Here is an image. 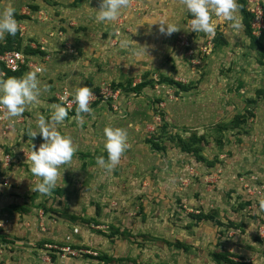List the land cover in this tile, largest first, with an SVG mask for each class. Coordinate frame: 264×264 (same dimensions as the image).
<instances>
[{
	"label": "rangeland",
	"instance_id": "374dc122",
	"mask_svg": "<svg viewBox=\"0 0 264 264\" xmlns=\"http://www.w3.org/2000/svg\"><path fill=\"white\" fill-rule=\"evenodd\" d=\"M261 3L264 10L262 0ZM141 6L140 0H130L129 7L110 24L97 23L94 19L99 0H18L14 8L15 16L26 20V24L23 20L25 32L19 34L21 50L35 55L39 48L53 57L54 66L49 64V59L39 73L52 67L56 73L55 86L64 82L75 86L80 82L91 90L106 86L120 88L114 101L111 98L101 103L117 112L119 119L128 117L123 125L128 128V138L135 136L128 141L133 146L138 145L134 151L146 147V151L156 153L153 164L161 165L162 170L171 154L183 156L184 171L175 185L167 184L169 187L165 189L164 182L171 176L155 172L164 193L172 198L171 203L165 204L161 214L154 210L145 214L144 202L136 201L125 204L119 215L109 218L104 214L97 225H85L80 218L87 216V206L81 213L74 210L70 196L65 200L51 193L49 202L39 193L23 195L18 191L17 202L28 208L27 213L18 214L9 204L0 205L6 219L14 215L0 226L5 231L2 235L12 240L0 242V264H228L216 262L213 253L217 252L238 262L264 264V210L258 204V198L264 197V96L258 95L264 92V55L251 46L244 29L243 13L238 10L243 34L237 35L235 46L222 47L221 60L213 57L216 46L209 55H196L195 59L199 60L196 64L188 62L186 54L177 64L170 52L158 59L149 56L141 59L144 46L138 40L140 28L151 24L147 22H152L150 18H153L148 12L141 13ZM255 25L254 33L264 46L262 19ZM122 42L127 46L121 47ZM208 56L210 59L205 63ZM189 66L194 67L193 73L187 70ZM169 78L188 88L182 92L183 97L176 95L179 92L176 85L165 82ZM142 80L147 85L133 90ZM197 83L202 86L198 87ZM235 96L238 99H233ZM53 98L49 100L55 101ZM191 100L204 104L202 113L210 118L189 120L187 110H194ZM238 114H245L246 120L233 127L232 119ZM22 126L20 142L28 137L26 126ZM180 140L192 141L197 151L193 154L182 151L177 146ZM150 142H156L154 147L161 149L153 151ZM139 146L142 147L139 149ZM142 153L145 155L144 150ZM166 154V160H161ZM19 164L23 170L22 159ZM122 169L116 166L115 177L111 176L107 185L94 188L96 194H101L102 205L111 207L114 202L110 197L104 199L103 194H119L118 190L126 189ZM2 184L6 185L7 180L3 179ZM186 186L191 189L190 203L196 204L194 208L192 204L182 206L185 197H178L183 195ZM4 187L5 193L11 190ZM172 189L175 191H170ZM143 195L142 200L146 194ZM4 198L6 195L2 196ZM213 201L216 206H211ZM39 202H45V208H54L56 212L46 211L44 206H38ZM96 204L101 205L93 204L97 212ZM137 206L139 209H134ZM179 209L192 216L182 218L184 213L179 217ZM206 214L212 219H206ZM69 215H75L77 220L71 221ZM123 229L128 232L120 234ZM67 247L75 254H67L70 252L63 249ZM85 254L106 256V259Z\"/></svg>",
	"mask_w": 264,
	"mask_h": 264
},
{
	"label": "crops",
	"instance_id": "0c3cea01",
	"mask_svg": "<svg viewBox=\"0 0 264 264\" xmlns=\"http://www.w3.org/2000/svg\"><path fill=\"white\" fill-rule=\"evenodd\" d=\"M17 1L18 0H0V7L8 3H10L14 7ZM140 2L142 6L140 7L139 10L141 11V13L148 12V15H152L153 18H150L152 22L158 19H167L169 22H176L178 26L181 27L171 36H164L159 32L157 23L147 22V23H152V25L151 24L145 25L147 27L149 26L147 30L145 29V26H141L143 30L140 28L141 35L138 38V40L145 47L146 53L142 50V54L140 58L148 59L149 56L152 57V59L155 58L158 59L164 53L167 54L168 52H170L172 60L178 64L180 60H183L184 55L185 54L187 55L186 49L179 43L177 39L178 35L185 29V20H186V13H184L182 10L180 0H140ZM262 2L264 5V0H262ZM22 20H24L26 24V20L24 18H22ZM219 33H220L218 36L219 41H217L216 48L213 51L214 54L213 57H218L219 60H221V58L224 56L223 52H221L222 47L227 46V44L230 45L231 47L235 46L236 40L239 35L238 36L235 35L232 32V30L228 27V25ZM240 34H243V28ZM196 55L198 56L199 54L195 52L193 55L187 56L185 59H187L188 62H192L193 64H196L199 62V60L195 59V57H197ZM52 58H53L52 56H50L48 60L37 58V64L42 65L41 67H46V65L48 64L47 61H49V59L51 62H53ZM161 59H164V57ZM209 59L210 56H208L204 62L207 63ZM54 60L56 61L55 58ZM50 61L49 64L54 66V62L51 63ZM191 67L192 68H190V66L187 67L189 73H193V70L191 69H193L194 67L193 66ZM28 71L29 70H27L26 72ZM55 74L52 67L45 68L43 72L38 73V78L41 82L40 86L42 89V93L39 98L40 104L35 108L26 109V111L20 117L14 119L17 121L14 128L7 131L5 136H0V205L9 204L11 207L13 205H18V206L24 205L21 204V202H17L18 199L17 195L19 194L18 191H20V193H23V195L24 194L27 195L26 193L32 192L31 187L34 186L36 182H38V178L34 177L28 170L26 156L31 150V143L34 147H38L40 143H42V138L40 137L39 134H37L35 138H31L28 135L26 141L24 139V142L23 141L20 142L21 136L19 129H21V125L23 124L24 126L22 127L25 128L26 126L27 132L29 128L34 130L35 129L34 121L37 115H44L45 117H48L50 110L49 106L51 104L57 103L56 101L49 100V98L55 97V94L58 93L63 87H67L70 91L73 88V86L69 85L66 82L55 86L56 85ZM197 85L198 87H200V85L202 86V84H198V83ZM45 87L47 90L43 91ZM177 90L179 92L176 91L177 92L176 95H179V97L181 96L183 97L184 94L182 92L187 91L188 89L187 90L177 89ZM232 95L233 94H231V96ZM233 99L236 100L238 98L237 96H235V98ZM190 103L194 105L195 112H193L194 110L191 112H189L190 110H187V113L191 116V119L189 120L202 121L210 118L208 114L202 113L203 111H205V109H201V105L204 104H200V103L198 104L194 100H191ZM227 103L228 102H224L225 105ZM185 104H189V103L185 102ZM191 104L187 105V107L188 108L191 107ZM221 104L223 103L220 101L219 105L221 106ZM90 107L93 109V112L91 115L83 114L84 123L82 125L76 124L74 119L75 110H72L68 112V117L66 118L64 124L61 126H57L58 130L62 134H66L71 137L72 142L76 148V151L73 155L70 164L61 166V168L63 167H68V168H66L63 171L62 177H60L57 181L56 188H60V192L55 193L53 191L52 194H56L55 196L60 199L65 198V200L68 199L67 195L70 196V199L74 200L73 202L74 210L80 211V213L82 212L84 206L86 205L87 209L85 210L86 211L85 213L87 216H84V218H95L96 220H99L101 219V217H103L104 214L108 215L110 218V216L119 215V213L122 212L121 210L126 207L125 204L131 205L133 203H136V201L140 203L144 202L142 207L145 214L147 211H153V210L157 214H161L162 211H164L165 209V204L169 205V203H171L172 201L171 200L172 198L170 197L169 193L168 194L164 193L165 191L163 186L162 187L160 186V184H162L161 181H157L155 178V172L160 171L162 173H168L169 176H171V178L167 180V182H164L165 189L166 187H169L167 184L175 185L176 184L175 182H177V179L182 175V172L184 171L183 163L185 161L183 160V156L177 155L175 157L174 154H171L168 157L167 164H165L166 168L162 170L159 169L161 165H157L156 163L153 164L154 163L153 160L156 157V153L148 152L146 151L147 148L142 146H139V149L140 147L142 148L140 149L141 152L139 150L138 152L140 153H138L134 151L136 150L135 146L138 145L136 144L133 146L132 144H129L130 142H128L129 147L122 154L120 162L117 165L118 167L122 166L123 168L121 177L123 178L122 180L123 187L125 186L126 189L124 188L125 189L124 191H120L118 190V187L121 186H118L117 190L119 194H116V192L110 195L103 194L102 196L104 199L110 197L111 199H114V202H112L113 205L111 207L102 205L103 204L102 202L104 201L100 198L101 194L99 192L96 194L94 192L96 191L94 188L100 185L102 186L107 185L110 181L109 178L111 176L112 178L115 177V173L113 171L107 173L103 170L102 167H100L96 163V158L98 156H104L105 159L107 158V153L103 152V128L105 127V125L111 124L126 129L127 126H124L126 125L124 123L127 121L128 117L126 116L123 119L122 118L119 119L120 117L117 116V112L108 108L106 104L100 102ZM112 111L115 112V114ZM134 115L136 116V114ZM211 117H213L212 114ZM69 120H71V122H69ZM2 128H3V124L0 122V131L2 130ZM134 138L135 136H131L128 138V141ZM131 145L132 147L130 148ZM33 150L35 149L33 148ZM143 150L145 151V155L144 153H142ZM6 152H10L13 155L12 156L9 154L8 161H5L4 158L5 155H3V154H7ZM85 152H87L86 156H83ZM167 156L168 154H166L164 158H161V160H166ZM21 159L24 161L25 164L23 165V170H22V166L19 164ZM133 161L134 163L131 164ZM24 170L26 171V173H24ZM3 179L7 180L6 185L2 184ZM117 183L119 184V182ZM156 183L159 187L156 185ZM4 186L10 188L11 190L5 193V190L3 189L5 188ZM62 186L65 187L66 189L64 190ZM88 187L92 188V190L89 192L93 191V194L90 193L91 195H89V192L84 189ZM108 187H111V184H109ZM189 190H191L190 187L186 186L183 195H178V197L180 196L185 197L182 199V202H184L182 206L184 205L190 206V204H192L194 208L196 204L190 203L191 195L189 194ZM170 191L174 192L175 190L172 189ZM157 192L160 193L157 194ZM143 193H145L146 196L142 200V196H144ZM3 195H6L7 198L2 199ZM48 197L49 195L45 196V201L47 200L51 202L50 198L52 197H50L49 200ZM76 199L78 200V202ZM208 202H210V200H208ZM94 203H100L101 205L99 206V204H96L99 206V208L97 206V212L93 205ZM149 203L151 204V206H149L150 205ZM180 203H178V205H180ZM41 204L45 205V202L42 203L39 202L38 206L42 208L43 206H41ZM80 204L83 206H81ZM215 204L216 203H214L213 201L211 206L212 205L216 206ZM139 206L135 207L134 209H139ZM100 207H101V213H100ZM2 209L3 208H0V224L3 223L4 225V223L10 221L14 215L9 214L10 218L6 219L5 215L1 213L3 211ZM41 211L43 212L44 210ZM52 211L56 212L54 208ZM178 211L180 215L177 213L176 215H179V217H181L184 213H186V215H183L182 218L183 217L189 218L190 215L192 216V214L185 212V210L183 209H179ZM15 212L18 214L27 213L20 210H15ZM125 230L126 229H123L122 231L124 232ZM4 232L5 231L3 229L1 230L0 227V234L2 235ZM5 238L8 239L7 243L12 241L9 240L7 236H5Z\"/></svg>",
	"mask_w": 264,
	"mask_h": 264
},
{
	"label": "clouds",
	"instance_id": "9594fccd",
	"mask_svg": "<svg viewBox=\"0 0 264 264\" xmlns=\"http://www.w3.org/2000/svg\"><path fill=\"white\" fill-rule=\"evenodd\" d=\"M180 3L183 12L190 17L189 31L214 36L216 29L211 21L214 15L223 18L232 32L240 35L243 24L238 14V0H180ZM129 5L130 0H99V8L96 9L94 19L97 23L110 24L116 21L122 10L127 9ZM152 23L158 24V30L164 36H171L181 28L176 22H169L167 19H158ZM17 32L15 8L10 3L5 4L0 7V41L6 35L15 36ZM126 46V43H121V47ZM143 51L146 53L145 47ZM39 71L40 69L29 70L20 77L0 79V112L10 124L14 123V119L20 117L26 109L35 108L40 104L42 89L38 78ZM46 90L45 87L43 91ZM70 95L76 105L75 122L77 125H82L83 114L91 115L93 112L90 107L93 92L90 87L78 82L73 86ZM60 99L63 102L64 97ZM49 109L48 117L37 115L34 121L35 129H28V135L31 138H35L37 134L42 138V143L35 150L31 143V150L26 156L28 170L34 177L39 178L38 182L31 187V191L41 196H48L56 189L58 179L68 168H61V166L69 165L76 151L71 137L62 134L57 127L64 124L70 106L65 107L62 103H54L49 106ZM128 147V133L125 128L111 124L105 125L103 151L107 153V158L98 156L97 165L110 173L119 164L122 154ZM258 204L259 208L264 210V197L258 198Z\"/></svg>",
	"mask_w": 264,
	"mask_h": 264
},
{
	"label": "built area",
	"instance_id": "2783aa9c",
	"mask_svg": "<svg viewBox=\"0 0 264 264\" xmlns=\"http://www.w3.org/2000/svg\"><path fill=\"white\" fill-rule=\"evenodd\" d=\"M246 7L247 9L252 13V20H251V28L252 33H254L256 29V23L258 22L259 18L262 19V23L264 24L263 19V7L261 0H246ZM190 17L186 15L185 20V29L178 35L177 39L179 43L186 49L187 56L193 55L195 52L199 54V56H206L209 55L214 46L215 42L214 39L217 36V34L222 31L228 23L223 20V18H218L216 16L211 17L212 23L215 25V35H206L203 34L201 36H197V33L189 31L190 24H189ZM18 22V31L19 34L22 35L25 32L26 26L23 23V20H17ZM255 34V33H254ZM197 40V42H196ZM43 40L42 42H44ZM4 44V39L0 41V45ZM43 45L41 46V49H43ZM44 50V49H43ZM36 58H42V59H48L49 55H41V54H25L22 50H9L4 51L2 54H0V60L4 63V67L6 69H9L10 71H17L19 70L23 65L26 66L27 70H35L40 69L41 71V65L37 64V61L34 59ZM39 71V72H40ZM38 72V73H39ZM5 76V71L0 69V78H3ZM119 88L111 89L110 87H100L98 91L92 90L93 96L90 100V105L95 100L99 99L100 103L105 102L106 100L114 101L119 94ZM71 91L67 87H63L58 93L55 94V98L57 99V103H62L63 106L69 107L72 111L76 108L75 103L72 101V97L70 95ZM61 97H64L63 102L61 101ZM0 122L3 124V128L0 131V136H5L7 131L14 128L16 124V120H14V123H9L8 120L4 119L3 113L0 112ZM5 161L9 160V155H5ZM2 224H0L1 226ZM64 250L70 252H64L67 254H75L73 251L67 248H63Z\"/></svg>",
	"mask_w": 264,
	"mask_h": 264
},
{
	"label": "trees",
	"instance_id": "16d2710c",
	"mask_svg": "<svg viewBox=\"0 0 264 264\" xmlns=\"http://www.w3.org/2000/svg\"><path fill=\"white\" fill-rule=\"evenodd\" d=\"M238 5H239V10L243 13V16H244V21H243V24H244V29L247 33V36L249 37L250 41H251V46H254L256 48H258V51L259 53L262 55H264V46L262 45L261 42L258 41L256 35L254 33H252V28H251V20H252V13L247 9L246 7V0H239L238 2ZM15 19L16 20H21L22 18L21 17H16L15 16ZM263 19H264V10H263ZM220 33H218L217 37L215 38V46L217 45V41H219V36ZM20 44H21V38L19 36V31L17 32V34L15 36H8L6 35L4 37V44L3 45H0V54H2L4 51H9V50H21V47H20ZM36 50H39L38 52H41V53H36V54H41V55H45L42 50H40L39 48H37ZM23 51V50H22ZM25 51V49H24ZM32 53V52H31ZM0 69L4 70L5 71V76L3 77V79H6L8 77H20L22 74H24L26 71H27V68L26 66H22L19 70L17 71H10L9 69H6L4 67V63L0 60ZM163 82V81H162ZM165 82H167L168 85H176V87H178L179 89L181 90H187L188 88L185 87L184 84H182L181 82L179 81H175L173 78H169L168 80H166ZM147 85V82H145V80H142L140 83L136 84V86L133 88V90H138L140 89L141 87H144ZM111 89H116V88H111ZM120 89V88H119ZM99 88H96L95 91H98ZM264 96V92H260L258 95L261 96V95ZM56 102H57V99L56 98H53ZM100 102L99 99L95 100L94 102H92L91 106H94L96 104H98ZM75 110V109H73ZM161 113L160 114H164L163 111H160ZM252 116V115H251ZM246 120V116L245 114H241V115H236L233 117L232 119V123H233V127H238L240 125V123H244ZM177 139L179 140V138L177 137ZM216 141L220 144L221 141L220 140H217ZM152 145H153V151L156 150H159L161 148H155L157 146V143L156 142H150ZM155 143V144H154ZM155 145V147H154ZM182 151H185V152H188V153H195L197 151V147L194 146L193 142H189V141H178V145H177ZM55 193H59L60 192V188H56L54 190ZM41 206H44V204H41ZM15 210H20V211H23V212H27V209L28 208H25L24 206H18V205H13L12 206ZM45 208V206H44ZM45 209H49V208H45ZM51 210H53V208H50ZM207 218L206 219H209L212 217H208L210 216L209 214H206ZM69 219L71 221H74V220H77V217L75 215H69L68 216ZM80 220L82 221V223L85 225H94L93 223H95V225H97V220L95 218H80ZM99 231V230H98ZM116 232L119 233L118 230H116ZM127 230H125L124 232H120V234H124L126 233ZM101 233V231H100ZM0 234V242H8V240L5 238V236ZM3 240V241H2ZM85 256L87 257H90V258H97L99 260L101 259H106V256H100V255H97V256H92V255H88V254H85ZM213 256H214V259L216 260V262L218 263H221L220 261H224L225 263H228V264H246V263H243V262H238L237 260H234V259H230V256H227L226 254L224 253H221V252H217V253H213ZM109 259V258H108ZM119 260V258H117Z\"/></svg>",
	"mask_w": 264,
	"mask_h": 264
}]
</instances>
